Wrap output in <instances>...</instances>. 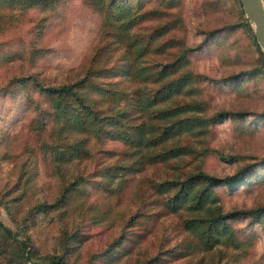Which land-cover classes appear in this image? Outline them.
I'll return each mask as SVG.
<instances>
[{"label": "rangeland", "instance_id": "374dc122", "mask_svg": "<svg viewBox=\"0 0 264 264\" xmlns=\"http://www.w3.org/2000/svg\"><path fill=\"white\" fill-rule=\"evenodd\" d=\"M36 1L0 0V264H29L30 260L22 257L23 245L36 264L62 250L65 264H145L160 249L174 252L180 241L190 239L180 228L184 212L161 213L141 219V227H127L138 205L147 212L158 211L159 206L149 202L153 195L147 186L175 172L165 163L145 161L138 172L127 177L122 188L110 182V189L102 193L88 190L86 195H73L64 204L39 211L57 201L62 188L90 171L99 159L105 164H128L131 159L119 157L118 152L124 148L119 142L98 146L116 151L115 156L104 160V154L95 153L97 146L90 143L93 152L86 158H72L55 166L40 147L48 140V126L38 127L33 108L38 97L32 78L47 86L80 79L96 46L103 42L98 37V15L83 6L82 0H60L53 12L27 7ZM142 1L139 13L150 19L137 27L147 32L162 29L157 41L178 44L167 42L162 49L153 46L148 60L162 65L179 50L190 49L180 70L190 72L196 87L192 92H185L184 87L146 114L191 100L198 102L206 115L232 114L206 132L195 127L163 146L186 144L193 150L179 162L185 171L198 164L206 173L220 178L252 165L253 182L236 193L220 189L218 204L222 211L264 208V55L250 37L251 26L239 0H174L176 4L169 0ZM114 47L107 50L111 60L122 51L116 53ZM136 75L144 76L141 69ZM22 77L29 81L25 90L13 85ZM9 84L12 92L2 94ZM233 114L243 116L240 119ZM156 122V118H150V124ZM67 138L71 141L80 136L68 132ZM249 221L242 219L234 226L241 228ZM131 228L140 229V236L120 254L112 242ZM255 229L252 245L237 250L239 260L235 264H264V229L253 226ZM75 231L83 241L70 237ZM187 260L169 257L160 264H185ZM231 263L223 256H215L212 262Z\"/></svg>", "mask_w": 264, "mask_h": 264}, {"label": "trees", "instance_id": "16d2710c", "mask_svg": "<svg viewBox=\"0 0 264 264\" xmlns=\"http://www.w3.org/2000/svg\"><path fill=\"white\" fill-rule=\"evenodd\" d=\"M169 1L176 4L174 0ZM58 2L60 0H37L27 7L53 12ZM142 2L137 0L134 5L133 0H82L83 6L98 15V37L103 42L96 46L83 76L57 86L43 85L32 78L38 97L33 102L38 127L48 126V140L41 142L40 147L51 163L57 166L72 158H86L93 152L90 143L97 146L95 153L104 154L102 160L115 156L116 151L99 149L98 146L106 142H119L124 148L118 152V156L123 160L131 159L128 164H105L99 159L90 171L64 186L56 202L44 205L39 211L44 213L49 208L64 204L73 195H86L88 190L102 193L110 189V182L123 187L127 177L138 172L145 161L150 164L165 163L175 172L162 181L149 182L147 186L151 189L149 194L153 195L149 202L159 206L158 211L147 212L142 205H138L128 219L127 227H141V219L161 213L173 215L184 212L179 222L180 228L190 239L180 241L174 252L169 248L158 250L145 264L165 263L169 257L173 260L188 257L185 264H212L215 256H223L235 264L239 260L237 250L242 245L249 248L252 245L257 231L253 230V226L264 229V208L222 211L218 204V191L223 189L229 194L236 193L253 182L250 181L255 176L250 173L252 165L220 178L206 173L198 164L191 171H185L181 170L179 162L183 161L184 156L192 154L193 150L186 144L163 146L173 138L192 132L195 127L206 132L232 114L220 112L206 115L194 100L158 108L155 113L146 114V110L175 97L184 87L185 92L195 91L196 87L192 85L195 78L191 77L190 72L180 70L186 64L184 55L190 49L179 50L173 59L162 65L148 60L153 46L162 49L167 42L171 46L178 44L176 41H157L162 29L147 32L137 27L150 19L139 13ZM243 24L246 26L247 22ZM250 37L254 42L252 33ZM112 46H115L116 53L122 49L113 60L107 52ZM140 69L143 77L136 75ZM28 82L26 77H22L15 80L13 85L19 84L25 90ZM10 86L12 84L2 89V94L4 91L10 94L13 89ZM196 110L201 114L197 115ZM233 115L240 119L243 116ZM150 118H156L157 122L150 124ZM68 132H76L80 138L68 141ZM242 219L250 221L244 227H235L234 223ZM3 231L9 233L4 227ZM79 233L75 231L70 237L81 240ZM139 236L140 229H132L123 232L112 244L123 254L128 248L127 244L134 243ZM22 252V257L30 260L29 264H36L31 261L32 255L26 251V245L22 246ZM38 264H65L63 250L60 254L46 255L43 263Z\"/></svg>", "mask_w": 264, "mask_h": 264}, {"label": "water", "instance_id": "95a60500", "mask_svg": "<svg viewBox=\"0 0 264 264\" xmlns=\"http://www.w3.org/2000/svg\"><path fill=\"white\" fill-rule=\"evenodd\" d=\"M242 13L251 26L252 36L264 55V2L239 0Z\"/></svg>", "mask_w": 264, "mask_h": 264}]
</instances>
